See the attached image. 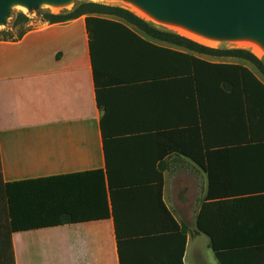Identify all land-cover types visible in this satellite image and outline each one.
<instances>
[{
	"label": "crops",
	"instance_id": "crops-1",
	"mask_svg": "<svg viewBox=\"0 0 264 264\" xmlns=\"http://www.w3.org/2000/svg\"><path fill=\"white\" fill-rule=\"evenodd\" d=\"M114 21L138 38L102 27L98 89L86 16L0 41V248L11 264H264V77ZM32 181L71 222L11 232L5 187Z\"/></svg>",
	"mask_w": 264,
	"mask_h": 264
},
{
	"label": "trees",
	"instance_id": "trees-1",
	"mask_svg": "<svg viewBox=\"0 0 264 264\" xmlns=\"http://www.w3.org/2000/svg\"><path fill=\"white\" fill-rule=\"evenodd\" d=\"M86 16L87 28L91 35V56L95 75L97 73V39L101 35L103 26L114 27L120 29L125 35L133 38L138 36L128 29L125 25L114 21L120 19L129 25L141 30L146 35L170 43L176 46L184 47L188 51L198 54L218 57V58H237L251 63L258 72L264 77V61L259 59L255 54L245 49H221L211 48L202 45L194 40L185 36L175 33L170 30L160 28L153 23H150L134 12L120 7L112 6L103 3H94L90 1L78 2L73 10L66 11L59 15L46 13L47 22L49 23H62L67 21L76 20L80 17ZM23 20L18 21V25L27 22V18L23 15L20 16ZM112 18L113 20H111ZM29 32V31H27ZM27 32L20 34V37L14 40L21 39ZM7 33L0 32V37L5 36ZM4 39H0L2 41ZM6 41V40H5ZM188 63L202 64L215 69L226 70L232 76V85L244 86H260L263 84L250 72L248 69L240 66H227V65H211L202 62L194 57L187 56ZM189 71V70H188ZM96 87L99 88L96 75ZM1 181V180H0ZM6 196L8 198L10 216H11V232L20 230H27L32 228H43L47 226H57L71 222L67 214L62 211V206L56 211L52 209L50 200V185L49 181H32L18 184L7 185ZM162 208H166L161 203ZM52 219H50V217ZM186 232V229H184ZM213 247L217 249L215 240L213 239ZM3 251L0 248V264H3Z\"/></svg>",
	"mask_w": 264,
	"mask_h": 264
},
{
	"label": "water",
	"instance_id": "water-1",
	"mask_svg": "<svg viewBox=\"0 0 264 264\" xmlns=\"http://www.w3.org/2000/svg\"><path fill=\"white\" fill-rule=\"evenodd\" d=\"M42 0H0V24L13 3L27 4L29 9ZM67 1V0H49ZM157 16L178 20L203 34L232 37L246 33L264 39V0H136Z\"/></svg>",
	"mask_w": 264,
	"mask_h": 264
},
{
	"label": "bare ground",
	"instance_id": "bare-ground-1",
	"mask_svg": "<svg viewBox=\"0 0 264 264\" xmlns=\"http://www.w3.org/2000/svg\"><path fill=\"white\" fill-rule=\"evenodd\" d=\"M74 1L75 0H67V1L58 2V1L42 0L40 5H46L54 13H58L64 8H70ZM81 1H90L97 3L98 1H102V0H81ZM114 1H119L126 4L130 9H132L134 13H136L138 16L142 17L145 20L157 24H161L173 31H176L180 35L188 37L194 41L196 40L191 38L190 36L200 39L204 43L199 41L196 42L202 45H206L208 47H218L221 43L220 37L212 34H203L200 30L178 20L159 17L151 9H149L148 7L139 3L136 0H114ZM13 4L19 5L24 10L29 9L28 5L24 3L16 2ZM229 39L232 40L233 44H238V46H242V47L252 48L254 49V52L257 55L260 56L263 54L262 57L264 56V39H262L258 35L252 33H246V34L232 36Z\"/></svg>",
	"mask_w": 264,
	"mask_h": 264
},
{
	"label": "rangeland",
	"instance_id": "rangeland-1",
	"mask_svg": "<svg viewBox=\"0 0 264 264\" xmlns=\"http://www.w3.org/2000/svg\"><path fill=\"white\" fill-rule=\"evenodd\" d=\"M78 2H82V1L81 0H75L70 8H64L61 11H59L58 13H54L46 5H38V6L34 7V8H30V9L24 10L19 5L13 4L8 9V13L6 15L5 22L3 24H0V32L7 33L5 36L4 35L1 36L0 39H4V40L17 39L18 37H20V34L23 33L24 31L27 32V31L33 30L36 27L40 26L41 24L46 23L47 19H46V17H44L46 13L59 15V14H62L64 12H66V11H71V10L74 9V7L76 6V4ZM97 3H103V4H107V5H112V6H120V7H123V8H126V9L132 11V9H130L126 4H124L122 2H119V1L102 0V1H98ZM21 15L26 17L28 21L24 22V24H22V25H18V21L23 20L22 18H20ZM146 21H148V20H146ZM148 22L153 23L154 25H156V26H158L160 28L173 31V30H171V29H169V28H167V27H165V26H163L161 24H157V23H154V22H151V21H148ZM173 32L177 33L176 31H173ZM190 37L195 39L196 41L204 43L200 39L194 38L193 36H190ZM220 38H221L220 45L218 47H211V48H216V49L217 48H221V49H245V50L251 51L259 59L264 61V56L262 57L263 54L260 55V56L257 55L254 52V49L238 46V44H233L232 40H230L228 37H223V38L220 37ZM253 69L256 71V69L254 67H253ZM2 243L5 246V248H7L8 240L6 238H3ZM4 259H5V261H3V264H11V258L9 259L8 254L5 255Z\"/></svg>",
	"mask_w": 264,
	"mask_h": 264
}]
</instances>
